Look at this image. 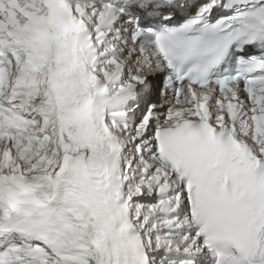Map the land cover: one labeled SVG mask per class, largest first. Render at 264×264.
Listing matches in <instances>:
<instances>
[{
  "label": "snow or ice",
  "instance_id": "snow-or-ice-1",
  "mask_svg": "<svg viewBox=\"0 0 264 264\" xmlns=\"http://www.w3.org/2000/svg\"><path fill=\"white\" fill-rule=\"evenodd\" d=\"M0 264H264V0H0Z\"/></svg>",
  "mask_w": 264,
  "mask_h": 264
}]
</instances>
